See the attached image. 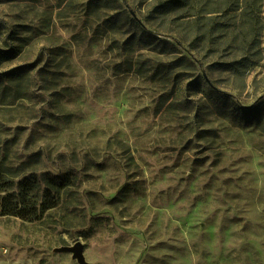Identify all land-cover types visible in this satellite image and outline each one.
I'll list each match as a JSON object with an SVG mask.
<instances>
[{"label":"rangeland","instance_id":"1","mask_svg":"<svg viewBox=\"0 0 264 264\" xmlns=\"http://www.w3.org/2000/svg\"><path fill=\"white\" fill-rule=\"evenodd\" d=\"M162 1L0 0V264H264V0Z\"/></svg>","mask_w":264,"mask_h":264},{"label":"trees","instance_id":"2","mask_svg":"<svg viewBox=\"0 0 264 264\" xmlns=\"http://www.w3.org/2000/svg\"><path fill=\"white\" fill-rule=\"evenodd\" d=\"M187 0H164L159 2L154 8L158 13H167L173 10L181 9L186 4ZM6 54H11L12 51L8 49L7 51L0 52ZM3 58V57H1ZM0 58V59H1ZM225 68H234V63H224ZM57 180L52 181L51 186L53 187H62L66 186V178H56ZM13 184L9 181H4L3 176H0V192L5 191L6 185ZM18 194L16 197H12L10 194L0 197V215H14L23 220H35L40 216L39 209L36 207V203L32 200L33 196H30L29 193L36 190L38 191L37 181L35 177L25 176L20 179L17 183ZM52 205H43V208H49Z\"/></svg>","mask_w":264,"mask_h":264},{"label":"water","instance_id":"3","mask_svg":"<svg viewBox=\"0 0 264 264\" xmlns=\"http://www.w3.org/2000/svg\"><path fill=\"white\" fill-rule=\"evenodd\" d=\"M83 248V243L80 241H76L73 245H62L59 247H55L53 250L59 253H71L72 258L75 259L78 264H86L83 255Z\"/></svg>","mask_w":264,"mask_h":264}]
</instances>
